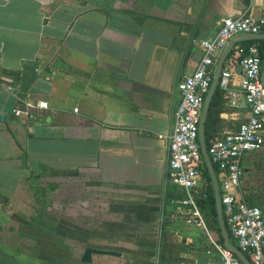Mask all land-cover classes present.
<instances>
[{
  "label": "crops",
  "instance_id": "1",
  "mask_svg": "<svg viewBox=\"0 0 264 264\" xmlns=\"http://www.w3.org/2000/svg\"><path fill=\"white\" fill-rule=\"evenodd\" d=\"M243 12L263 14L264 0H0V264L215 263L206 234L176 210L166 137L197 42L211 38L222 17ZM245 42L224 62L242 55ZM239 74L236 63L227 87L216 86L209 140L247 116ZM39 100L47 107L37 108ZM253 162L247 154L244 173ZM66 181L80 188L69 208L72 260L54 261L53 248L41 247L30 251L37 259L25 257L15 219L32 207L37 216L48 212L64 194L37 204L34 188L45 195V185ZM84 246L118 255L83 263Z\"/></svg>",
  "mask_w": 264,
  "mask_h": 264
},
{
  "label": "built area",
  "instance_id": "2",
  "mask_svg": "<svg viewBox=\"0 0 264 264\" xmlns=\"http://www.w3.org/2000/svg\"><path fill=\"white\" fill-rule=\"evenodd\" d=\"M261 32H264V13L257 17L244 12L222 17L214 35L197 42L200 55L192 73L183 76L176 84L179 99L173 111L171 131L166 137V177L179 188L176 210L184 223L205 232L208 246L215 256L214 264L241 263L222 243L211 237L196 203L197 197H204L203 162L197 139L202 99L213 76L215 56L228 39L237 34ZM236 63L240 67L238 84L247 116L234 130L210 139L205 150L215 172L228 234L252 264H264V214L258 206L247 201V191L242 183L245 156L264 144V86L259 78L261 59L257 46L249 44L242 55L223 63L218 81L221 89L227 87ZM35 106L46 108L47 102L39 100ZM13 113L29 115L26 110L18 108H14Z\"/></svg>",
  "mask_w": 264,
  "mask_h": 264
},
{
  "label": "water",
  "instance_id": "3",
  "mask_svg": "<svg viewBox=\"0 0 264 264\" xmlns=\"http://www.w3.org/2000/svg\"><path fill=\"white\" fill-rule=\"evenodd\" d=\"M261 39H264V32L256 33V34H253V33L237 34V35H233L232 37L228 39V41L226 42L224 48L221 50L216 60L215 69L213 72L211 82L202 99L201 113H200L198 124H197V139L199 143L200 154H201L202 162L206 169L209 182H210V186H211V190H212L217 228H218V231L221 237V243L226 249H228L240 261L241 264H252V263L245 257V255L234 244L231 243L229 239V234L224 225L222 212H221V204L219 200L218 184H217L215 172L208 159V156L205 150L204 120H205L206 111H207V108L210 102V98L219 81V74L223 66V62L228 57L232 45L237 42L257 41ZM259 78H260L261 84L264 86V67L260 71ZM92 254L118 255V253L114 251L101 250V249H96L92 247H84L80 253L79 261L83 263L89 262L91 260Z\"/></svg>",
  "mask_w": 264,
  "mask_h": 264
},
{
  "label": "rangeland",
  "instance_id": "4",
  "mask_svg": "<svg viewBox=\"0 0 264 264\" xmlns=\"http://www.w3.org/2000/svg\"><path fill=\"white\" fill-rule=\"evenodd\" d=\"M252 157L254 158V162L250 165H248L246 167V171L244 173V177L248 183H246V181L242 180V183L246 189V193L249 194V198H250V202L254 203L256 206H258L260 209H264V144L260 147L259 150H257L256 152L252 153ZM70 181V180H69ZM69 181L66 182H58L60 185V188L56 187V184H48L45 185V190L46 192L44 193L45 195L40 194L42 192V190L40 189V186H37L36 188H34V194H35V201L38 204V200H49L50 196L54 195V192L56 190H58L57 196H60V194H64L61 196V199L59 200L60 203H58L57 205L53 206L50 203L49 206L47 208H58L63 206L64 209H68L72 206L71 203V196L73 194H76L78 192H76L77 189L80 188H75L74 184H70ZM82 186V185H81ZM40 187V188H39ZM84 189H82L84 191V193L88 194V195H92L94 194V190L91 189L90 185H84L82 186ZM57 188V189H56ZM80 196V194H79ZM38 197V198H37ZM40 197V198H39ZM61 205V206H60ZM29 213V212H28ZM37 211H35V209L32 207L30 209V213L29 214H24V219H15V224L16 227H20L21 225H28V227L30 228H35V230L37 232H43L39 227V225H37V221L39 220L41 223L47 225L46 222H44L41 219H37ZM37 216V217H36ZM36 221V222H35ZM15 227L14 232L15 235H17V228ZM213 228V226H210V223H207V230L208 232H210L212 234L211 229ZM198 232L201 234L202 237H205V233L203 231L202 228H200L198 230ZM22 237V236H21ZM62 243H59L58 245V250H60L61 252H64L65 250H67L68 248L65 246L61 245ZM40 253V252H39ZM66 253V252H65ZM69 255V254H68Z\"/></svg>",
  "mask_w": 264,
  "mask_h": 264
},
{
  "label": "flooded vegetation",
  "instance_id": "5",
  "mask_svg": "<svg viewBox=\"0 0 264 264\" xmlns=\"http://www.w3.org/2000/svg\"><path fill=\"white\" fill-rule=\"evenodd\" d=\"M46 210V209H45ZM71 211L64 209V207L51 208L48 212H41L38 215L37 219H41L47 223V225L37 221V227H39L43 232H37L35 228H30L28 225H21L17 230V235L15 232L13 234V239L18 244V247L21 248L24 252V256L30 259L31 257L37 256V252H30L32 249L41 248H53V257L54 261L61 260H72V252L75 245V239L72 236L71 232L74 230L71 226ZM55 215V216H54ZM54 216V217H53ZM36 222V221H35ZM71 235V236H70ZM22 236V237H21ZM62 243V246L68 248L66 256L61 254V251L58 250V244ZM90 247V246H84ZM82 247V249L84 248ZM93 248V247H92ZM81 249V251H82ZM98 249V248H96ZM104 250V249H101ZM106 250V249H105ZM110 251V250H109ZM81 253V252H80ZM79 253V256H80ZM69 254V255H68ZM78 256V258H79ZM35 257L34 259H37Z\"/></svg>",
  "mask_w": 264,
  "mask_h": 264
},
{
  "label": "trees",
  "instance_id": "6",
  "mask_svg": "<svg viewBox=\"0 0 264 264\" xmlns=\"http://www.w3.org/2000/svg\"><path fill=\"white\" fill-rule=\"evenodd\" d=\"M249 44H255L257 46L261 62L264 65V39L257 40V41H246L242 46L243 52H244L245 47ZM217 94H218V88L216 87L214 90V94H213V96L210 100V103L208 105L205 120H204L205 144H207L209 141V136H208L209 132L208 131H209V126H210L212 115L217 111V109H216V103H217L216 95ZM201 176L204 180V191H203L204 197H197L196 203H197V206H198V208L202 214V217L206 223V226H207V223H210V226H213V228L211 229L212 234L215 237V239L219 243H221V237H220V234H219V231L217 228L212 190H211L209 178H208V175H207V172H206V169H205L203 163L201 165ZM246 199L249 203H252V202H250L249 194H246ZM252 204H254V203H252ZM261 211L264 214V209H261ZM229 239H230L231 243L236 246L234 240L232 239V237L230 235H229Z\"/></svg>",
  "mask_w": 264,
  "mask_h": 264
}]
</instances>
